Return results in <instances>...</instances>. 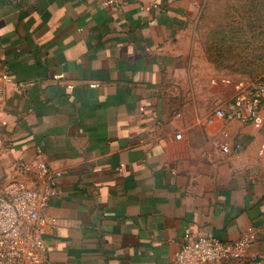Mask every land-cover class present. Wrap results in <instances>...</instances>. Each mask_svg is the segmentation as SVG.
Instances as JSON below:
<instances>
[{
  "label": "crops",
  "instance_id": "obj_1",
  "mask_svg": "<svg viewBox=\"0 0 264 264\" xmlns=\"http://www.w3.org/2000/svg\"><path fill=\"white\" fill-rule=\"evenodd\" d=\"M209 6L0 0V179L62 172L41 264H174L206 233L252 235L233 264H264V104L206 121L253 81L209 60Z\"/></svg>",
  "mask_w": 264,
  "mask_h": 264
},
{
  "label": "built area",
  "instance_id": "obj_2",
  "mask_svg": "<svg viewBox=\"0 0 264 264\" xmlns=\"http://www.w3.org/2000/svg\"><path fill=\"white\" fill-rule=\"evenodd\" d=\"M263 104L264 78L246 85L239 82L236 94L217 105L206 121L220 117L260 125L263 123ZM221 150L228 151L229 148L223 144ZM19 169L32 176L31 184L13 174L0 179V264H41L47 250L45 209L49 198L56 193V181L62 172L42 160L34 166L20 164ZM252 239V235L244 234L223 240L206 233L181 243L173 261L174 264L250 262L247 248Z\"/></svg>",
  "mask_w": 264,
  "mask_h": 264
},
{
  "label": "rangeland",
  "instance_id": "obj_3",
  "mask_svg": "<svg viewBox=\"0 0 264 264\" xmlns=\"http://www.w3.org/2000/svg\"><path fill=\"white\" fill-rule=\"evenodd\" d=\"M207 15L214 66L235 80L264 77V0H210Z\"/></svg>",
  "mask_w": 264,
  "mask_h": 264
},
{
  "label": "trees",
  "instance_id": "obj_4",
  "mask_svg": "<svg viewBox=\"0 0 264 264\" xmlns=\"http://www.w3.org/2000/svg\"><path fill=\"white\" fill-rule=\"evenodd\" d=\"M260 78H264V77H260Z\"/></svg>",
  "mask_w": 264,
  "mask_h": 264
}]
</instances>
